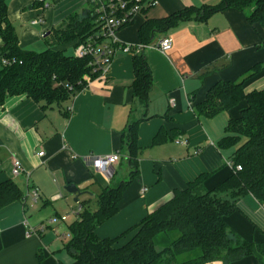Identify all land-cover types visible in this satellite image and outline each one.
I'll list each match as a JSON object with an SVG mask.
<instances>
[{
    "label": "crops",
    "instance_id": "obj_1",
    "mask_svg": "<svg viewBox=\"0 0 264 264\" xmlns=\"http://www.w3.org/2000/svg\"><path fill=\"white\" fill-rule=\"evenodd\" d=\"M35 1L45 3L8 0L9 20L18 31L20 47L26 50L42 37L40 27L45 34L68 15H79L88 9L87 0H54L56 8L51 13L47 11L49 4L31 8ZM219 2L149 0L146 12L118 33L120 40L136 51H118L106 77L90 81L61 105L43 108L45 103H37L25 94L5 99L0 105V184L14 182L24 197L0 209V264L72 263L64 249L66 235L70 236L69 226L61 227L62 218L55 206L66 203L70 214L80 206L72 207L69 200L74 202V196H65L63 192L67 185L74 184L84 192L79 202H85L89 208L92 197L97 195V209L98 196L104 189L118 177L122 182L124 177L129 178L123 158L109 175L96 171L88 159L120 151L123 134L131 122L140 121V172L125 190L118 213L96 229L99 238H116L135 227L170 199L175 190L185 189L201 174H211L206 182L209 190L231 175L235 149L217 147L226 134L229 115L209 119L199 116L194 106L217 82H238L256 65L262 69L245 79L244 91L264 89V27L251 24L242 11L227 9L205 21L194 18L165 32H153V41L144 48L139 38V31L148 20ZM164 37L171 38L173 44L165 54L157 48ZM71 49L74 50V44L54 48L66 52ZM140 50L153 76L147 108L133 98V61ZM214 64L227 67L202 76L204 68ZM243 106L236 108L232 116H237ZM160 131L165 133L166 141L154 145ZM41 151L43 157L38 156ZM16 160L21 162L23 171L13 177L11 170ZM32 190L39 192L37 201ZM227 222L230 231L243 240L264 243V205L253 196L240 200L238 210ZM41 227L45 228L43 232ZM28 228L34 233L27 235ZM135 233L122 238L120 245ZM231 264L259 261L248 256Z\"/></svg>",
    "mask_w": 264,
    "mask_h": 264
},
{
    "label": "trees",
    "instance_id": "obj_2",
    "mask_svg": "<svg viewBox=\"0 0 264 264\" xmlns=\"http://www.w3.org/2000/svg\"><path fill=\"white\" fill-rule=\"evenodd\" d=\"M148 1L145 0L141 14L146 12ZM37 6L43 7L45 3L35 1L31 8ZM227 9L242 11L251 24L264 27V0H220L214 6L190 7L163 19L148 20L139 31L142 47L153 41V32H165L194 18L205 21ZM97 32L95 15L88 6L82 14L68 15L59 26L44 34L45 51L26 50L20 47L18 31L9 20L8 0H0V105L7 97L24 94L37 103H45L43 108L73 99L87 87L88 77L93 81L99 75L92 73L91 58L79 59L66 50L54 48L71 43L75 47ZM140 51L133 61V98L147 108L153 76ZM4 59L17 62L3 66ZM225 67L227 64L205 67L202 76ZM261 69V65L254 66L238 82H217L194 106L199 116L209 119L229 115L226 134L217 147L235 149L231 157V175L209 190L206 182L211 174H201L185 189L175 190L170 199L135 227L119 237L101 239L96 229L118 213L125 190L140 172V121L128 124L119 152L127 163L129 179L117 187L104 189L98 196L95 210L79 202L82 210L69 226L70 239L64 246L73 260L71 264H231L248 256L264 264V243L243 240L230 231L227 222L238 210V202L247 196H253L264 205V89L244 91L245 79L255 76ZM242 104L239 114L232 116ZM165 141L166 135L160 131L154 145ZM237 166L241 170H237ZM23 197L14 182L0 184V209ZM133 231H136L134 236L120 245V240ZM38 258L41 261V254Z\"/></svg>",
    "mask_w": 264,
    "mask_h": 264
},
{
    "label": "built area",
    "instance_id": "obj_3",
    "mask_svg": "<svg viewBox=\"0 0 264 264\" xmlns=\"http://www.w3.org/2000/svg\"><path fill=\"white\" fill-rule=\"evenodd\" d=\"M87 2L95 15L98 32L85 42L78 43L74 47V56L79 59L91 58L89 65L92 68V73L98 74L97 79H100L108 75L112 61L118 51H131V46L125 45L120 40L118 33L121 29L129 26L141 14L145 0H87ZM39 22L41 20L34 23ZM172 46V40L169 37H164L157 43L158 50L163 54L170 51ZM16 62V59H4L2 60V65L10 66ZM90 81L88 77L87 82L89 83ZM66 87L72 90V87L69 85H66ZM177 143L182 142L178 141ZM38 156L43 157L44 152L41 151L38 153ZM122 157L118 151L107 156L90 157L88 162L99 173L109 175L114 166L122 160ZM230 166L232 167V163ZM237 170H241V167L237 166ZM22 171L21 162L16 160L12 166V176L17 177ZM32 196L34 197V201H37L39 198L38 190H32ZM81 210V206H78L72 211V214L78 217ZM44 230L45 228L41 227L40 231L43 232ZM32 233H34V230L28 228L27 235H31Z\"/></svg>",
    "mask_w": 264,
    "mask_h": 264
},
{
    "label": "rangeland",
    "instance_id": "obj_4",
    "mask_svg": "<svg viewBox=\"0 0 264 264\" xmlns=\"http://www.w3.org/2000/svg\"><path fill=\"white\" fill-rule=\"evenodd\" d=\"M46 4H49L51 7H50V9L48 10L47 9V11H51V13L52 12H55V8H56V4H55V2H54V0H45V5ZM85 12V11H84ZM18 27H20L19 25H18ZM39 30H41V38H40V40L39 41H37V43L35 44V45H33L32 46V48H30V50H33V51H35V52H43V51H45L46 49H47V45H46V42L44 41V39H43V30H42V27H40L39 28ZM71 45H72V43H71ZM70 55L72 54V55H74V50L73 49H71V50H69V51H67ZM223 115H226V114H223ZM123 167L125 168V167H127V165L124 163V165H123ZM129 178L128 177H124V181H127ZM122 179H120V177H118L117 178V181L115 180V181H113V184L111 185V187H117L122 181H121ZM64 192V195L65 196H68V197H71V195L70 194H68L66 191H63ZM97 194V193H96ZM84 197V196H83ZM93 199L91 200V203H90V208L91 209H95L96 208V204H97V195H95L94 197H92ZM80 202H82V201H80ZM69 204L72 206V207H74L75 208V206H77V204H79L80 205V203H74L72 200H69ZM55 209H56V211H58V214L60 215V217L62 218V221H61V223H62V225H61V227H65V225H67V226H70L75 220H76V216L75 215H72V214H70V211L71 210H69L68 209V206H67V204L65 203V205L63 204V206H61V207H59V206H55ZM49 211H51V209L49 210ZM60 218V219H61ZM69 219V220H68ZM67 226H66V228H67ZM65 228V229H66ZM67 234V233H66ZM67 237H66V239L65 240H69L68 238L70 237L68 234L66 235ZM63 256H65V257H67V259L70 261V257L67 255V254H65V252H63ZM73 261V260H72ZM71 261V262H72Z\"/></svg>",
    "mask_w": 264,
    "mask_h": 264
},
{
    "label": "water",
    "instance_id": "obj_5",
    "mask_svg": "<svg viewBox=\"0 0 264 264\" xmlns=\"http://www.w3.org/2000/svg\"><path fill=\"white\" fill-rule=\"evenodd\" d=\"M49 34V33H48ZM68 194L74 196V202L79 203L80 197L84 194L76 185L69 184L65 187Z\"/></svg>",
    "mask_w": 264,
    "mask_h": 264
}]
</instances>
